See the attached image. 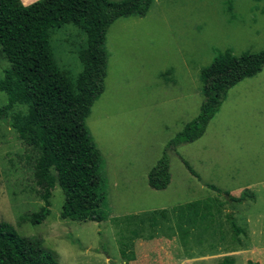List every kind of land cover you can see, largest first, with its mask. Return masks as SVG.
I'll return each instance as SVG.
<instances>
[{
	"label": "rangeland",
	"instance_id": "374dc122",
	"mask_svg": "<svg viewBox=\"0 0 264 264\" xmlns=\"http://www.w3.org/2000/svg\"><path fill=\"white\" fill-rule=\"evenodd\" d=\"M86 43L84 32L71 23L50 31L54 59L76 90L83 71L80 52ZM105 49V91L85 123L102 161L106 193L102 210L108 219L63 220L65 195L57 186L47 219L40 225L25 220L44 202L35 180L34 151L13 127L28 113L27 106L17 104L7 121L0 120V223L11 224L22 237L42 241L59 264H122L111 217L206 200L218 209L221 201L224 214L231 209L246 231L236 247L227 222L230 249H243L247 242L264 245V69L228 90L200 139L173 143L199 116L204 102L202 70L227 50L237 56L264 50V0H154L145 16L116 20ZM9 67L0 47V80ZM7 103L8 95L0 91V108ZM165 156L170 184L155 190L148 175ZM207 185L236 191L237 198L247 191L254 199L229 208L224 197ZM133 219L115 225H130ZM150 229L144 232L145 239ZM161 246L171 262L182 255L172 243ZM148 250L145 262L156 264L155 248ZM251 255L230 258L234 264H264ZM260 259L264 261V256Z\"/></svg>",
	"mask_w": 264,
	"mask_h": 264
},
{
	"label": "trees",
	"instance_id": "16d2710c",
	"mask_svg": "<svg viewBox=\"0 0 264 264\" xmlns=\"http://www.w3.org/2000/svg\"><path fill=\"white\" fill-rule=\"evenodd\" d=\"M153 2L38 0L24 5L21 0H0V47L10 64L0 80V91L8 95V103L0 108V120L7 121L8 112L17 104L28 108L25 117L14 122L13 127L35 154V180L44 206L25 219L32 225H40L50 215L52 191L57 186L65 195L63 220L101 223L108 219L109 215L102 210L106 201L102 161L85 122L95 101L105 91L108 63L105 42L110 27L122 17L145 16ZM68 23L79 27L87 40L86 48L80 52L83 71L77 90L57 65L50 47V31ZM263 69L264 50L240 56L229 50L218 54L201 72L204 102L199 116L173 143L200 139L228 90ZM148 183L155 190L168 187L170 172L166 156L150 171ZM207 186L223 196L229 208L254 199L247 191L237 198L216 186ZM207 201L187 204L175 212L181 216L187 211L214 209ZM226 219L237 247L246 231L237 224L231 209ZM0 264L59 263L42 241L22 237L11 224L1 222ZM221 264H234V260L226 258Z\"/></svg>",
	"mask_w": 264,
	"mask_h": 264
},
{
	"label": "crops",
	"instance_id": "0c3cea01",
	"mask_svg": "<svg viewBox=\"0 0 264 264\" xmlns=\"http://www.w3.org/2000/svg\"><path fill=\"white\" fill-rule=\"evenodd\" d=\"M21 1L24 5H30L38 0ZM235 192L232 191L231 194L238 197L233 194ZM191 203L194 202L173 209L139 210L122 217L110 216L109 224L112 226L118 241L117 247L122 264H152L153 262H145V259L150 257L148 254L150 247H154L156 250V264H165L164 257L168 258V263L171 264H206L208 261L209 263H217L218 260L222 262L226 258H244V256L251 254L255 256L251 257L252 259L264 262L260 259L264 256V245H254L247 242L243 249H230L224 206L210 211H187L181 216L173 213L174 210ZM220 203L222 202L220 201ZM128 218H134L130 225H115L116 222L119 223ZM148 228H151V232L145 239L144 232ZM150 241H153L152 244L149 243ZM163 243H167V247H170V243H172V246L182 253L178 261L171 262L172 260H169L171 257L165 252V247L162 249L165 254L163 255L161 250ZM194 250L195 252L192 253Z\"/></svg>",
	"mask_w": 264,
	"mask_h": 264
}]
</instances>
